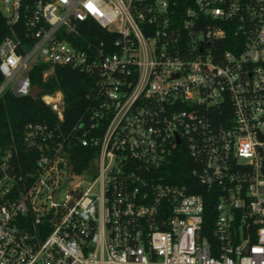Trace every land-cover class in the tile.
Returning <instances> with one entry per match:
<instances>
[{"label": "built area", "instance_id": "1", "mask_svg": "<svg viewBox=\"0 0 264 264\" xmlns=\"http://www.w3.org/2000/svg\"><path fill=\"white\" fill-rule=\"evenodd\" d=\"M178 3L0 0V97L31 95L38 63L93 79L71 128L42 92L59 122L25 126L22 161L0 146V264H264V0ZM186 155L195 180H170Z\"/></svg>", "mask_w": 264, "mask_h": 264}, {"label": "trees", "instance_id": "2", "mask_svg": "<svg viewBox=\"0 0 264 264\" xmlns=\"http://www.w3.org/2000/svg\"><path fill=\"white\" fill-rule=\"evenodd\" d=\"M178 10H184L186 7L193 3V0H178ZM89 31L91 34H87L86 30H82L84 36L93 37L96 42H99L102 38H105L108 34L97 23L90 21ZM12 34V27L5 16L0 11V45L3 40ZM19 36L26 40V36L23 32H19ZM234 37L233 33H229L226 39ZM72 41V40H71ZM75 45L80 44L79 41L73 40ZM49 64L38 63L30 71V77L33 85L39 86L43 90V94H53L57 91H61L64 96L65 110L64 121L60 122L64 129L71 128L83 114L85 109L89 106L90 100L88 99V92L93 85V79L69 66H56L55 73L49 76L47 79L43 78V73L49 68ZM4 77L0 72V84ZM31 122L49 123L55 126L58 122V115L52 109V107L44 102L41 95L33 97L32 95L18 96L11 90L6 91L0 97V146L8 147L13 144H17L21 155V161L26 158L28 152L23 145V135L25 126ZM89 148L76 144L73 145L72 151L74 169L77 172H82L87 164V152ZM77 157H84L81 162L76 161ZM75 158V159H74ZM184 160L177 157L171 165L164 171V174L169 176L170 180H174L176 177L178 182L187 180H195L191 175V162L186 155ZM262 169L264 172V160ZM183 179H178V178ZM175 180V182H177ZM192 192H207L205 188H193ZM217 199L212 197L207 203V218L205 222V229L208 228V224L213 221L217 212L215 210V204Z\"/></svg>", "mask_w": 264, "mask_h": 264}, {"label": "water", "instance_id": "3", "mask_svg": "<svg viewBox=\"0 0 264 264\" xmlns=\"http://www.w3.org/2000/svg\"><path fill=\"white\" fill-rule=\"evenodd\" d=\"M42 92H43V90L39 86L34 85L33 88H32V91H31V95L33 97H37Z\"/></svg>", "mask_w": 264, "mask_h": 264}]
</instances>
